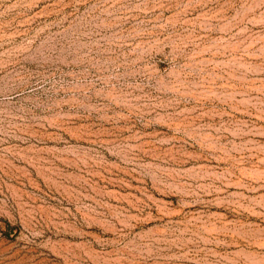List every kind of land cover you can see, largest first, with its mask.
Listing matches in <instances>:
<instances>
[{
    "label": "rangeland",
    "instance_id": "1",
    "mask_svg": "<svg viewBox=\"0 0 264 264\" xmlns=\"http://www.w3.org/2000/svg\"><path fill=\"white\" fill-rule=\"evenodd\" d=\"M0 264H264V0H0Z\"/></svg>",
    "mask_w": 264,
    "mask_h": 264
}]
</instances>
